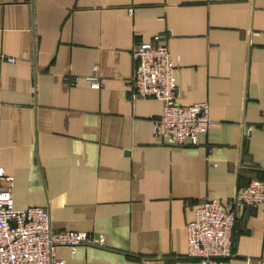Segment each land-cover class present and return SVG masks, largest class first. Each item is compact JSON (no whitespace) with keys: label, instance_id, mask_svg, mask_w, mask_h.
I'll return each mask as SVG.
<instances>
[{"label":"crops","instance_id":"crops-1","mask_svg":"<svg viewBox=\"0 0 264 264\" xmlns=\"http://www.w3.org/2000/svg\"><path fill=\"white\" fill-rule=\"evenodd\" d=\"M164 32L178 103L207 102L214 122L195 145L153 137L162 101L130 93L134 45ZM0 53L15 58L0 64L15 208L106 237L58 246L63 264H199L186 256L194 207L264 176V0H0ZM93 66L101 88L65 82ZM236 214L234 256L210 264H264V206Z\"/></svg>","mask_w":264,"mask_h":264},{"label":"built area","instance_id":"built-area-1","mask_svg":"<svg viewBox=\"0 0 264 264\" xmlns=\"http://www.w3.org/2000/svg\"><path fill=\"white\" fill-rule=\"evenodd\" d=\"M132 55L135 66L129 78L131 95L153 97L163 103L162 114L152 120V136L173 145L197 144L198 135L206 133L214 122L207 102L178 103V65L171 56L167 34L157 33L149 41L136 43ZM14 61L12 56L0 53V64ZM97 69L93 66L94 72L89 75L65 76L64 80L69 85L81 80L99 89L103 84ZM251 129L247 126L245 134ZM13 185V176L0 168V264H63L56 256L58 246H67L71 252L78 246L106 248L103 233L52 228L46 207L16 209ZM259 205L264 206V178L260 177L238 187L225 202L213 197L203 199L194 207L193 218L186 225V256L197 259L199 264L234 256L236 209Z\"/></svg>","mask_w":264,"mask_h":264},{"label":"trees","instance_id":"trees-1","mask_svg":"<svg viewBox=\"0 0 264 264\" xmlns=\"http://www.w3.org/2000/svg\"><path fill=\"white\" fill-rule=\"evenodd\" d=\"M260 178H264V176H259Z\"/></svg>","mask_w":264,"mask_h":264}]
</instances>
